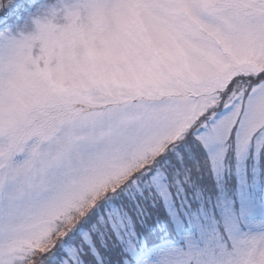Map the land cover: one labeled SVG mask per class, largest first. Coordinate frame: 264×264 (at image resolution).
<instances>
[{"label":"snow or ice","instance_id":"obj_1","mask_svg":"<svg viewBox=\"0 0 264 264\" xmlns=\"http://www.w3.org/2000/svg\"><path fill=\"white\" fill-rule=\"evenodd\" d=\"M0 264H264V0H0Z\"/></svg>","mask_w":264,"mask_h":264}]
</instances>
